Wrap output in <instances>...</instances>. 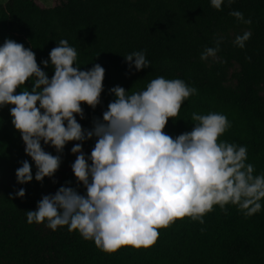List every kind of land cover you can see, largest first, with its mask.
Instances as JSON below:
<instances>
[{
  "label": "trees",
  "instance_id": "1",
  "mask_svg": "<svg viewBox=\"0 0 264 264\" xmlns=\"http://www.w3.org/2000/svg\"><path fill=\"white\" fill-rule=\"evenodd\" d=\"M232 10L241 11L252 23L237 21L229 15ZM248 30L252 35L245 47H236L234 38ZM221 37L219 58L201 60L204 49L214 47ZM5 39L31 48L49 78L53 68H44L41 61L61 39L77 50L75 63L81 70L97 63L105 69L101 109L81 104L85 118L76 117L84 129L92 127L93 118H102L115 99L109 93L114 86L131 94L159 76L184 80L197 94L183 102L164 131L173 137L190 131L194 112L222 113L231 127L219 139L247 146V162L254 164L256 174L264 173V0H224L221 10L210 0H60L49 7L36 0H6L0 3V46ZM135 51L145 52L150 67L129 69L124 56ZM233 63L238 65L232 73L236 83L229 86L225 83ZM33 79L17 94L25 87L30 90ZM10 107L0 108V264H264V200L252 216L245 217L232 205L225 206L227 214L214 206L204 215V224L177 220L159 230L154 246L122 247L111 254L67 226L53 231L45 224H28L26 210H36L48 177L35 180L34 162L11 123ZM94 144L85 150L86 157ZM24 160L32 165L33 180L22 185L15 171ZM57 174L60 184L54 193L66 182L85 192L71 169ZM20 188L25 196L10 199ZM234 245L243 246L232 249Z\"/></svg>",
  "mask_w": 264,
  "mask_h": 264
},
{
  "label": "clouds",
  "instance_id": "2",
  "mask_svg": "<svg viewBox=\"0 0 264 264\" xmlns=\"http://www.w3.org/2000/svg\"><path fill=\"white\" fill-rule=\"evenodd\" d=\"M223 3L210 0L216 10ZM229 15L252 23L239 10ZM251 35L245 31L233 44L243 49ZM222 42L221 37L214 47H206L201 60L216 57ZM76 60L77 50L61 39L48 59L41 61L44 68H53L49 78L31 48L12 39L0 46V108L11 106V123L34 162L35 180L53 177L65 145L79 142L70 150L76 155L71 170L85 192L66 182L54 194L43 195L36 210H26L28 224H45L53 231L67 226L69 232H78L111 254L122 247L154 246L159 230L177 220L190 218L204 224V215L214 206L227 214L225 206L232 205L245 217L261 210L264 173L256 174L254 164L247 162V146L219 139L231 127L226 115L194 112L190 131L175 137L164 131L168 120L179 115L183 102L197 94L195 87L163 76L131 94L114 86L109 93L115 99L102 118H93L92 127L84 129L76 117L85 118L81 104L94 110L101 103L105 69L97 63L81 70ZM124 60L136 71L150 67L143 51L132 52ZM30 78H34L30 90L25 87L17 94ZM93 138L94 147L86 157L82 144ZM41 142L57 154L45 151ZM20 163L15 177L23 185L33 180L32 165L28 160ZM24 196L25 189L20 188L9 198Z\"/></svg>",
  "mask_w": 264,
  "mask_h": 264
},
{
  "label": "rangeland",
  "instance_id": "3",
  "mask_svg": "<svg viewBox=\"0 0 264 264\" xmlns=\"http://www.w3.org/2000/svg\"><path fill=\"white\" fill-rule=\"evenodd\" d=\"M5 1L6 0H0V3H3ZM36 1L38 4H40L42 6L49 7V6H53L54 4L59 3L60 0H36ZM209 58L211 60H216L219 58V56L216 55V57H209ZM236 70H238V65L236 63H233L232 66L228 70V80L225 83L226 85H229V86L235 85L236 82H235V79L232 78V73ZM100 100H101V103L99 104V109H101V105H102V99H100ZM41 143H42V146L44 147L45 151H47L53 155L57 154L54 148L47 146V145H43V142H41ZM76 143H79V142L72 141V142H68L65 145L62 154H60L61 155V164H60V167L58 168V170L59 169H71V164L74 162L76 155L72 154L70 150L74 146V144H76ZM94 143H95V138L84 141L82 144L83 152H85L87 147H89L90 145H92ZM23 147H25V145ZM57 171L54 173L53 177H51V178L48 177V183L45 187V195L53 194L55 185L60 184V182H59L60 178H59V175L57 174ZM242 246L243 245H234L231 248L235 249V248H240Z\"/></svg>",
  "mask_w": 264,
  "mask_h": 264
}]
</instances>
